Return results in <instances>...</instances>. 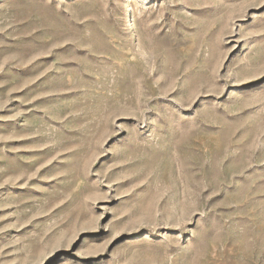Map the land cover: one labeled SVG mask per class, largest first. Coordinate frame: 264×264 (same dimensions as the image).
<instances>
[{
	"label": "rangeland",
	"instance_id": "374dc122",
	"mask_svg": "<svg viewBox=\"0 0 264 264\" xmlns=\"http://www.w3.org/2000/svg\"><path fill=\"white\" fill-rule=\"evenodd\" d=\"M0 264H264V0H0Z\"/></svg>",
	"mask_w": 264,
	"mask_h": 264
}]
</instances>
